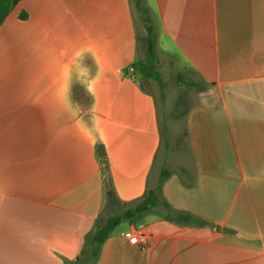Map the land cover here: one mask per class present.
<instances>
[{
	"label": "crops",
	"instance_id": "1",
	"mask_svg": "<svg viewBox=\"0 0 264 264\" xmlns=\"http://www.w3.org/2000/svg\"><path fill=\"white\" fill-rule=\"evenodd\" d=\"M143 1L199 89L175 158L129 72L132 0H18L0 24V264H81L107 192L154 189L191 219L121 222L93 264H264V0Z\"/></svg>",
	"mask_w": 264,
	"mask_h": 264
},
{
	"label": "trees",
	"instance_id": "2",
	"mask_svg": "<svg viewBox=\"0 0 264 264\" xmlns=\"http://www.w3.org/2000/svg\"><path fill=\"white\" fill-rule=\"evenodd\" d=\"M17 1L18 0H0V24ZM132 1L144 22L145 54L142 60L132 62L130 65L132 68L131 73L133 76H136L137 79H152L161 84V76L159 71L156 69V64L158 62L156 51V35L149 9L143 0ZM177 78L182 80V77L179 74H177ZM186 84L189 86L195 85L191 81H187ZM184 114H186V111ZM158 118L160 125V135L163 136L165 132L162 128L161 116L158 115ZM162 139L165 141L167 137H163ZM166 175L167 172L163 171L162 179ZM158 191V189L148 190L143 197L131 201L128 203L127 207L117 211L119 203L115 194L109 190L106 194L104 208L108 207L111 210V214H104L103 208L95 220L94 229L86 234L84 238L83 249L80 254L81 264H93L95 262L102 243L118 224L121 222L133 223L137 220V218H140L142 215L150 212L158 201ZM162 205L166 209L163 214H160V216L163 218L176 220L178 222H188L191 219V215H188L187 213H181L177 210L171 209V207L166 203H162Z\"/></svg>",
	"mask_w": 264,
	"mask_h": 264
},
{
	"label": "rangeland",
	"instance_id": "3",
	"mask_svg": "<svg viewBox=\"0 0 264 264\" xmlns=\"http://www.w3.org/2000/svg\"><path fill=\"white\" fill-rule=\"evenodd\" d=\"M132 7L134 8L137 45L138 52L140 53L139 57L143 59V52H145L144 22L133 1ZM158 58L159 60L156 64V69L160 73L161 84L152 79H148L147 81L151 83L156 102L158 103V115L161 116L162 128L165 132L162 138L167 137V142L170 144V146L166 148L164 142L162 141L160 152H163V150L166 149V151L170 153V156L175 158L188 148L184 112L196 102L199 89L196 86L194 87L186 84V81L189 78L188 74H183L182 80L177 78V74L180 73V69L174 60L165 55H159ZM159 160L160 154H158L156 158L157 165ZM157 165L156 167H158ZM127 206L128 204H118L117 211H120ZM165 210L166 209L162 205V201L158 198L156 205L151 211L154 213L156 212L157 214H163ZM103 211L106 215L111 214V210L108 207H105ZM142 219L144 218L140 217L137 218L136 221L139 222Z\"/></svg>",
	"mask_w": 264,
	"mask_h": 264
},
{
	"label": "built area",
	"instance_id": "4",
	"mask_svg": "<svg viewBox=\"0 0 264 264\" xmlns=\"http://www.w3.org/2000/svg\"><path fill=\"white\" fill-rule=\"evenodd\" d=\"M130 75H132V68L129 67ZM127 236H130L132 239H134L137 243L140 242L142 246L146 244L147 241V235L145 231L142 228H133L130 232L127 233Z\"/></svg>",
	"mask_w": 264,
	"mask_h": 264
},
{
	"label": "water",
	"instance_id": "5",
	"mask_svg": "<svg viewBox=\"0 0 264 264\" xmlns=\"http://www.w3.org/2000/svg\"><path fill=\"white\" fill-rule=\"evenodd\" d=\"M137 85L139 86V88H140L141 90H144V87H143L142 81H141L140 79L137 80Z\"/></svg>",
	"mask_w": 264,
	"mask_h": 264
}]
</instances>
